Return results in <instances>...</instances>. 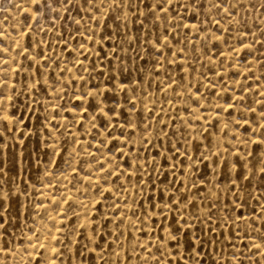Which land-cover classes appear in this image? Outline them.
<instances>
[{
	"label": "rangeland",
	"instance_id": "rangeland-1",
	"mask_svg": "<svg viewBox=\"0 0 264 264\" xmlns=\"http://www.w3.org/2000/svg\"><path fill=\"white\" fill-rule=\"evenodd\" d=\"M113 2L121 7L109 6ZM156 2L105 0L102 16L84 8L78 13L73 7L70 13L61 9L57 18L47 9L38 13L31 0H0V112L10 118L0 121V264H157V260L159 264H196L189 253L201 244L205 251L200 257L207 264H264V177L259 171L264 167V142L257 144L264 138V47L260 43L264 41V0H226L228 12L219 13L211 4L221 0H200L204 9L188 12L180 6L187 0H179L177 12L168 13L167 23L163 13L157 11L155 17L148 13L146 5L155 7ZM90 15L99 19V27ZM180 24L197 27L189 31ZM207 37L211 39L205 48ZM112 76L116 79L110 84ZM94 85L106 94L98 99L108 118L88 101L84 103L87 115L74 107L80 91L95 92ZM197 96L201 97L199 107L194 102ZM229 103L235 108L231 116ZM113 107L115 113L109 112ZM190 138L202 145L199 152ZM186 153L191 159H185ZM200 154L207 159L202 162ZM100 163L107 164V169H101ZM117 163V172L131 173L130 181L121 176L117 182L116 173L106 176ZM190 173L197 180L196 187L206 184L200 179L206 176L211 181L206 188L221 194L219 204L213 203L214 196L198 200L200 214L207 215L210 204L219 211L209 222L189 214L197 209L188 208L183 215L166 210L165 220L151 205L156 204L158 210L167 201L174 190L173 180L176 187L180 180L190 184ZM237 174V190L247 200L246 219L233 214L236 223L229 220L225 225L220 220L218 226V217L229 215L222 209H230L225 200H234L227 188ZM166 186L170 190L161 199L156 189ZM196 187L189 193L190 200L196 199L192 195ZM105 188L112 190L111 199L104 198ZM73 191L78 192L80 207ZM207 195V191L199 193L201 198ZM185 219L189 224H184ZM178 225H183L182 231L176 240L170 239ZM46 249L48 255L43 254Z\"/></svg>",
	"mask_w": 264,
	"mask_h": 264
},
{
	"label": "snow or ice",
	"instance_id": "snow-or-ice-1",
	"mask_svg": "<svg viewBox=\"0 0 264 264\" xmlns=\"http://www.w3.org/2000/svg\"><path fill=\"white\" fill-rule=\"evenodd\" d=\"M31 3H33L35 5V9H36V11L38 13L42 12L44 9H47L49 12H55L56 15H57V18H60V10L61 9H63L65 12H69L70 13L73 7H75L77 9L78 13H79L81 8H84L86 11H88L90 13L91 12H95V13H99L102 16L103 15V8L106 6L105 5V0H77V2H75V3H74V0H31ZM122 3H123V0H122ZM176 3H179V0H175V3H174V0H157V2L155 3V7H153L151 4L146 5V7L148 9V13L150 15H152L153 17L156 16L157 11L163 13V17L162 18L165 21V23H167L168 22V13L170 11L177 12ZM225 4H226V0H221V3H212L211 7L212 8H216L218 10V13L220 11L228 12V9L225 6ZM53 5H55L56 7H53ZM109 6H111V7H121V5H116L114 2H113L112 5H109ZM180 6L184 8L185 12H188V10L190 8L195 9V8L198 7L201 10L204 9V4L201 3L200 0H187L186 3H182ZM252 7L255 8L256 5H253ZM261 7L264 8V4H261ZM229 15H231V13H229ZM192 17H193V19H196L197 13L195 11L192 12ZM89 19H95L96 23H97V27L100 26L99 19H97L96 16L90 15ZM72 22L74 24H76V25L80 24L79 20H73ZM209 22L212 23L213 21H209ZM200 23L203 24V21H200ZM214 23L217 26H219L220 21L216 20V21H214ZM172 27L175 28L176 25L173 24ZM180 27H182V28L183 27H187L188 30L191 31V29L193 27H197V26L195 24H191V25L180 24ZM245 27H247V26H245ZM200 30L207 31L206 28H198V31H200ZM218 30L221 31V33L223 32V29H219L218 28ZM77 31H79V28H77ZM88 31H91V29H88ZM167 31L168 30L166 28L165 29V34H167ZM261 36L264 37V31L261 32ZM61 38L63 39V37H61ZM102 39H103V37H102ZM209 39H211V37H207L205 39V42H204L205 48L207 47V41ZM216 39H217V41H219L220 37L217 36ZM29 40H30V35H29ZM160 42H161V38L157 37V43H160ZM178 42L179 41L177 40V43ZM224 42L227 43V38H225ZM93 43H95V41H93ZM260 43L262 44V47H264V41H260ZM28 46L29 47L31 46L30 43H29ZM153 47H155V45H153ZM66 48H67V44H65V49ZM164 48L169 50V55H170L171 54V49H170V46L168 45L167 41H164ZM221 53H222V50H221ZM180 54H182V52ZM40 55L43 56V52L42 51L40 52ZM160 55L161 56L164 55V51L163 50H160ZM87 58H88L87 55H85V59H87ZM25 59H28V57L26 56ZM225 59H226V57H225ZM32 60H33V62H35V58L34 57L32 58ZM222 65H223V62H222ZM58 66L59 65H57V67ZM73 66L75 67V65H73ZM81 67H82V65H81ZM37 71L39 72V69H37ZM64 71H67V69H65ZM220 78L223 79V76H221ZM115 79H116V77L112 76L110 78V80H109V83L111 84V81L115 80ZM75 82H76L75 80L72 81V83H75ZM39 83H40L39 80H37L35 82V84H39ZM84 83L87 84V81H84ZM123 83L124 82L121 81V86H123ZM35 84H34V86H35ZM94 87L96 88L95 92H92L90 90L89 91L81 90L80 93L78 94L79 103L77 105H74V107H79L80 109H82L84 114L87 115L88 108H86L84 106V103H85V101H88L90 103V105H94L95 108L99 109L101 116H103L105 118H108V112L104 111V108H103L102 104L100 103V101L98 99V97L106 96V94L100 90L99 85H94ZM123 90H124L125 95H126L127 94V89L124 88ZM174 91H175V89H174ZM197 92H199V88H197ZM0 95H2V93H0ZM74 95H77V94L74 93ZM200 98L201 97H199V96L194 98V102L197 103V107H199V103L198 102H199ZM127 99L129 101V103L132 104V107L134 108L135 107V103L133 101H131L130 97H128ZM223 110L224 109L221 108V111H223ZM233 110H234V104L229 103L228 104V112H229L230 116L232 115ZM108 111L112 112V113H115L116 110L113 107V108H109ZM262 111H264V108H262ZM121 114H123V113H121ZM0 119H3L4 121H8L9 117L7 115H5V116H3ZM125 119H126V121L128 123H131V121H130V119L128 117H125ZM205 119H206V117H205ZM5 126H7V125L5 124ZM105 131H107V127H105ZM161 131H163V129H161ZM121 134L123 135V133H121ZM134 134H135V131L133 130V135ZM110 135H111V133H110ZM190 139L193 140V145H194L195 151L199 152V148L202 145L197 143L195 141V138H190ZM261 142H264V138H262ZM103 143H107V141H104ZM124 146H127V142H125ZM97 150H99V149H97ZM110 151H111V149H110ZM213 155H216V154H213ZM120 156L121 157L124 156L122 148L120 149ZM199 158H200V160L202 162L207 159V157L204 154H200ZM164 159H165V161H167L168 157H164ZM185 159L186 160L187 159H191V154L186 153ZM97 162L99 163V161H97ZM109 163H112V161L110 160ZM145 163H148V161L145 160ZM215 163H216L217 166L220 165L219 156H217V158L215 160ZM128 166L130 167L131 165H128ZM100 167H101V169H105L106 165L103 164V163H100ZM171 167L173 168V170L175 169V165H172ZM193 167H194L196 172H199V167L195 164V161H193ZM205 168H208V164L207 163H205ZM117 169H119V164L118 163L116 164L115 168L107 171V176L111 177V176H113L114 173H116L115 179H116L117 182L120 180L121 176H126V177H128L129 181L131 180V173L127 172V170H125L124 172H117ZM138 170H142V168H140V166H138ZM224 171L225 172L228 171V162L227 161H225ZM259 171H260L262 177H264V167L260 168ZM181 174L183 175V171L181 172ZM253 174H255V173H253ZM141 179H143L142 176H141ZM189 179L191 180V183L188 184V185H186L183 180H180L179 187H176V181L173 180L171 182V189H174V190L171 191V195L168 197L167 201L164 202L162 204V206L158 210H157L156 204L153 203L151 205L152 209L154 211H157L158 215L164 216L165 220L168 219V216L165 215L166 210L169 213L179 212V213H181L183 215L184 211L186 209H188V208L197 209L196 212L189 213V214L192 215L195 220H209V222H210V217L212 215L216 214V212L219 211V209H214L212 207V205L210 204L208 206L207 215L202 216L200 214V212H199L200 205L198 204V200L209 199V198L214 196L215 200L213 201V203L214 204H219V202L221 200V194L219 192H214L213 190L206 188V184L207 183H211V181H207L206 180V176L205 177H200V179L206 181V184L202 185L200 187H196L197 180L192 178V174L191 173L189 174ZM238 179H240L239 174H237L233 179H231L230 184H229V186L227 188L228 193H231L234 196V200H225V204L230 205V209L228 207H223L222 210L224 212H228L229 215H228L227 218L218 217V226H219V221L220 220H223L225 225L228 224L229 220H231L232 223H236V220H235L233 214H235V216H239V218L242 219V220L246 219L245 216H244L243 208H244V206L247 205V200H242L241 197H240V191L237 190V180ZM152 186H153V188H155V184H153ZM193 187H196V191L194 193H192V195L195 196L196 199L190 200L189 199V193L191 192V189ZM215 188H216V185H213V189H215ZM118 189L119 190H124V185L123 184H118ZM181 189H185V191L181 192ZM156 190L160 192L161 199H163L164 193L166 191L170 190V189H169L168 186H166L165 188H160V189H156ZM104 191L105 190L103 188L100 189V192H101L102 195L104 194ZM201 191H207L208 195L206 197L201 198L199 196V193ZM178 193L180 195V199H177V194ZM104 198L106 200L112 198V190L111 189L107 190V195H105ZM261 198H264V197H261ZM0 199H3V198L0 197ZM126 202H127V200H125V203ZM257 202H259V201H257ZM133 203H136L135 200L133 201ZM181 205H184L185 209H182ZM238 206L240 208L239 212L237 211ZM112 207L116 208V204L113 203ZM141 208H143V204H141ZM130 211H131V214L133 216L137 215L136 210H130ZM115 214L119 215V211H117ZM126 218H127V216H125L124 218H121L119 223L117 224V227H119V224H122L124 219H126ZM261 218L264 219V216H262ZM174 222L178 224V221L175 220V217H174ZM184 224H186V225L189 224V221L187 219H185L184 220ZM182 229H183V225H178L176 230H175V232L173 233V235L171 236L170 239L176 240L177 236L179 235L180 231H182ZM190 230H191V228L189 227V231ZM92 231L95 232L96 228L93 227ZM111 234L112 233H109V235H111ZM120 235H123L122 231L120 232ZM118 238L119 237H117V239ZM161 238L163 239V237H161ZM88 239L91 241L92 238L88 237ZM178 242L179 241L177 240V243ZM209 243H210V241H209ZM97 246L99 247V245H97ZM193 247H195L194 244L190 245V248H193ZM145 250H147V249H145ZM157 251H160V249L157 248ZM201 251H205L204 248H203V244H201L200 249H198L195 253L190 252L189 255L196 259V264H207L206 261L202 262V260H201V257H200V252ZM157 264H159V260H157ZM229 264H230V262H229Z\"/></svg>",
	"mask_w": 264,
	"mask_h": 264
},
{
	"label": "bare ground",
	"instance_id": "bare-ground-1",
	"mask_svg": "<svg viewBox=\"0 0 264 264\" xmlns=\"http://www.w3.org/2000/svg\"><path fill=\"white\" fill-rule=\"evenodd\" d=\"M187 29H188V28H187ZM192 29H193V28H192ZM192 29H191V30H192ZM194 31H195V30H194ZM11 70H12V69H11ZM12 72H13V71H12ZM12 72H11V73H12ZM261 89H262V88H261ZM259 91H260V90H259ZM257 92H258V91H257ZM260 93H261V92H260ZM258 95H259V94H258ZM234 100L236 101V98H235ZM237 100H238V99H237ZM238 101H239V100H238ZM261 102H262V101H260V105H261ZM262 103H263V102H262ZM256 104H257V103H256ZM258 104H259V103H258ZM2 105H4V104H2ZM226 105H227V104H226ZM219 106H220V105H219ZM219 106H218V107H219ZM221 106L224 107L223 104H221ZM216 107H217V106H216ZM221 108H222V107H221ZM226 108H227V107H226ZM226 108H225V109H226ZM218 109H219V108H218ZM234 109H235V108H234ZM227 110H228V108H227ZM2 111H3V110H2ZM219 111H220V110H219ZM223 111H224V110H223ZM225 111H226V110H225ZM243 111H244V110H243ZM251 111H252V110H251ZM3 112H4V111H3ZM233 112H235V111H233ZM244 112H245V111H244ZM246 112H247V111H246ZM248 112H250V111L248 110ZM0 113H2V112H0ZM4 113H6V112H4ZM207 113H208V112H207ZM212 113H213V112H212ZM221 113H222V111H221ZM205 114H206V113H205ZM205 114H204V115H205ZM196 115H200V114H199V113H198V114L195 113L194 116H196ZM202 115H203V114H202ZM245 115H248V114L245 113ZM259 115H260V114H259ZM1 116H3V113H2ZM1 116H0V117H1ZM7 116H8V115H7ZM200 116H201V115H200ZM206 116H208V115H206ZM210 116H212V114H211ZM214 116H215V113H214ZM214 116H213V117H214ZM218 116H219V114H218ZM263 116H264V114H263ZM197 117H198V116H197ZM208 117H209V116H208ZM215 117L218 118V117H217V114H216ZM219 117H220V116H219ZM258 117H259V116H258ZM201 118H202V116L200 117V119H201ZM208 119H209V118H208ZM220 119H221V118H220ZM9 120H10V118H9ZM9 120H8V121H9ZM210 120H212V119H210ZM0 121H1V119H0ZM222 121H223V119H222ZM222 121H221V122H222ZM4 122H5V121H4ZM260 122H261V121H260ZM261 123H262V122H261ZM261 123H260V124H261ZM9 124H10V123H9ZM11 124H12V123H11ZM262 124H264V123H262ZM220 125H221V124H220ZM241 125H242V122H241ZM243 125H244V124H243ZM245 125H247V124L245 123ZM8 127H9V125H8ZM260 128H262V127H260ZM263 129H264V128H263ZM253 130H255V129H253ZM258 130H260V129H258ZM251 139H252V138H251ZM251 139H249V140H251ZM253 139H254V138H253ZM258 139H259V138H258ZM118 140H120V139H118ZM121 140H123V139H121ZM121 140H120V141H121ZM256 140H257V138H256ZM259 140H260V141H259ZM259 140H258L259 142H258L257 144H261V138H260ZM254 141H255V140H254ZM254 141H252V143H253ZM133 142H134V141L132 140V143H133ZM239 142H240V141H239ZM120 143H121V142H120ZM122 143H123V142H122ZM134 143H135V142H134ZM252 143H251V144H252ZM240 144H241V143H240ZM123 146H124V145H123ZM215 146H216V145H215ZM126 147H127V146H126ZM122 150H123V149H122ZM214 150H215V149H214ZM123 151H124V150H123ZM222 151H223V149H222ZM235 152H236V151H235ZM237 154H238V153H237ZM235 155H236V154H235ZM238 156H240V155H238ZM241 158H243V157H241ZM241 160H242V159H241ZM107 162H108V161H107ZM105 163H106V161H105ZM106 165H107V164H106ZM139 166H140V165H139ZM106 169H107V168H106ZM110 169H111V168H110ZM110 169H109V170H110ZM92 171H93V170H92ZM103 174H104V173H103ZM95 175H96V174H95ZM95 175H94V176H95ZM97 175H98V174H97ZM106 176H107V175H106ZM96 177H97V176H96ZM97 178H98V177H97ZM103 178H104V177H103ZM92 179H94V178H92ZM84 180H85V179H84ZM87 180H89V178H88ZM87 180H86V181H87ZM90 181H91V180H90ZM92 181L94 182V180H92ZM98 182H99V181H98ZM90 184H91V183H90ZM94 184H95V183H94ZM99 184H100V183H99ZM61 185H62V184H61ZM61 185H60V186H61ZM63 185H65V184H63ZM45 187H46V186H45ZM49 188H50V187H49ZM103 188H104V187H103ZM105 189H106V188H105ZM109 189H110V188H109ZM46 190H47V189H46ZM48 190H49V189H48ZM66 190H67V189H66ZM106 190H108V189H106ZM68 191H69L68 193H70V190H68ZM44 192H45V191H44ZM64 192H65V191H64ZM73 192H74V191H73ZM40 193H43V192H40ZM65 193L67 194V191H66ZM77 193H78V192H77ZM77 193H76V195H77ZM71 194H73V193L71 192ZM84 194H85V193H84ZM104 194H105V193H104ZM74 195H75V192H74ZM76 195H75V196H76ZM41 196H42V195H40V197H41ZM46 196H47V195H46ZM75 196H71V195H70V198H71V197L74 198ZM76 197H77V196H76ZM63 198H65V197H63ZM48 199H49V197H48ZM54 199H55V198H54ZM54 199H53V201H52L51 203L54 202ZM58 199H59V198H58ZM82 199H83V198L81 197L80 200L82 201ZM59 200H60V199H59ZM66 200H67V198H66ZM66 200H65V201H66ZM69 200H70V199H69ZM72 200H73V199H72ZM72 200H71V201H72ZM74 200H76V199H74ZM74 200H73L72 203H74ZM67 201H68V200H67ZM76 201H77V203H79V201H78V197H77V200H76ZM81 201H80V202H81ZM56 202H57V201H56ZM58 202H59V201H58ZM58 202H57L56 205H58ZM83 202H84V200H83ZM88 202H89V201H88ZM91 202H92V201H91ZM51 203H50V204H51ZM72 203H71V204H72ZM86 203H87V202H86ZM43 204H44V203H43ZM53 204H55V203H53ZM53 204H52V205H53ZM65 204H66V203H65ZM80 204H82V203H79V205H78L79 207H80ZM60 205H61V204H60ZM62 205H63V203H62ZM62 205H61V206H62ZM74 205H75V204H74ZM85 205H86V204H85ZM91 205H93V203H92ZM43 206H44V205H43ZM49 206H50V205H49ZM66 206H67V205H66ZM66 206H63V207H66ZM68 206L70 207L71 205H68ZM68 206H67V207H68ZM72 206H73V205H72ZM75 206H76V205H75ZM41 207H42V206H41ZM59 207H60V206H59ZM83 207H84V206H83ZM88 207L90 208V206H88ZM93 207H94V206H93ZM47 208H48V207H47ZM61 208H62V207H61ZM71 208H72V207H71ZM86 208H87V206H86ZM44 209H45V208L43 207V210H44ZM49 209H50V208H49ZM62 209H63V208H62ZM80 209H81V208H80ZM60 210H61V209H60ZM66 210H67V209H66ZM68 210H69V208H68ZM70 210H71V209H70ZM77 210H78V209H77ZM83 210H84V209L82 208V211H83ZM88 210H89V209H87L86 213H88ZM61 211H62V210H61ZM61 211H59V212H60V215L62 214ZM66 212H67V211H66ZM68 212H69V211H68ZM80 212H81V211H80ZM83 212H84V211H83ZM73 213H74V212H73ZM89 213H90V212H89ZM92 213H93V212H92ZM63 214H64V213H63ZM71 214H72V212H71ZM74 214H75V213H74ZM76 214H77V213H76ZM78 214H79V213H78ZM78 214H77V215H78ZM81 214H82V212H81ZM84 214H85V213H84ZM90 214H91V213H90ZM60 215H59V216H60ZM87 215H88V214H87ZM92 215H93V214H92ZM62 216H63V215H62ZM62 216H61V217H62ZM67 216H68V215H67ZM81 216H84V215L82 214ZM81 216H79V217H81ZM56 217H57V216H56ZM64 217H65V215H64ZM64 217H63V218H64ZM77 217H78V216H77ZM88 217H90V216H88ZM86 218H87V216H86ZM60 219H61V218H60ZM78 219H79V218H78ZM82 219H83V217H82ZM82 219H81V220H82ZM65 220H66V219H65ZM75 220H76V219H75ZM86 220H87V219H86ZM86 220H83L82 222H84V221H86ZM89 220H90V218H89ZM91 220H93V219H91ZM56 221H57V220H56ZM59 221H61V220H59ZM79 221H80V220H79ZM94 221H95V220H94ZM65 222H66V221H65ZM68 222H69V220H68ZM77 222H78V220H77ZM63 223H64V220H63ZM63 223H62V224H63ZM60 224H61V223H60ZM78 224H79V223H78ZM80 224H81V223H80ZM86 224H88V223H86ZM89 224H90V223H89ZM65 225H67V222L65 223ZM90 225H91V224H90ZM68 226H69V225H68ZM79 226H81V225H79ZM81 227H82V226H81ZM89 227H90V226H89ZM76 228H77V227H76ZM79 228H80V227H79ZM79 228H78V229H79ZM84 228H85V226H84ZM71 229H72V228H71ZM80 229H81V228H80ZM85 229H86V228H85ZM87 229H88V228H87ZM87 229H86V230H87ZM76 231H77V230H76ZM88 231H89V230H88ZM88 231H87V232H88ZM86 236H87V235H86ZM54 239H55V238H54ZM51 240H52V239H51ZM45 242H47V241H45ZM49 242H50V240H49ZM55 242H56V241H55ZM42 243H44V242H42ZM42 243H41V244H42ZM51 243H52V241H51ZM53 243H54V242H53ZM42 245H43V244H42ZM45 245H46V244H45ZM45 245H44V246H45ZM48 245H49V244H48ZM33 246H34V244H33ZM44 246H43V247H44ZM37 247H38V246H37ZM37 247H36V248H37ZM43 247H42V248H43ZM51 247H52V246H51ZM256 247H257V246H256ZM31 248H32V247H31ZM44 248H46V247H44ZM44 248H43V249H44ZM47 249H48V248H47ZM47 249L45 250V253H43V254H47V253H46V252H47ZM51 249H52V248H51ZM51 249H50V250H51ZM260 249H261V248H260ZM39 250H41V249H39ZM258 250H259V249H258ZM37 251H38V250H37ZM48 251H49V249H48ZM260 251H261V250H260ZM262 251H264V250H262ZM55 252H56V251H55ZM55 252H54V253H55ZM52 253H53V252H52ZM260 254H261V253H260ZM263 254H264V252H263ZM47 255H48V254H47ZM57 255H58V254H56V256H57ZM50 256H53V254H52V255H49V257H50ZM59 256H60V254H59ZM57 257H58V256H57ZM49 261H50V260H49ZM52 261H54V260H52ZM52 261H51V263H52ZM49 264H50V262H49Z\"/></svg>",
	"mask_w": 264,
	"mask_h": 264
}]
</instances>
